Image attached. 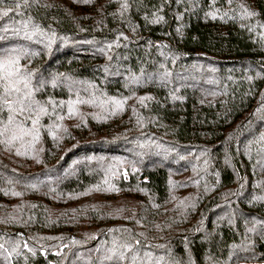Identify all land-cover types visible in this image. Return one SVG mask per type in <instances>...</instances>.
Wrapping results in <instances>:
<instances>
[{
	"label": "trees",
	"instance_id": "obj_1",
	"mask_svg": "<svg viewBox=\"0 0 264 264\" xmlns=\"http://www.w3.org/2000/svg\"><path fill=\"white\" fill-rule=\"evenodd\" d=\"M16 58L0 264H264V0H0Z\"/></svg>",
	"mask_w": 264,
	"mask_h": 264
},
{
	"label": "snow or ice",
	"instance_id": "obj_2",
	"mask_svg": "<svg viewBox=\"0 0 264 264\" xmlns=\"http://www.w3.org/2000/svg\"><path fill=\"white\" fill-rule=\"evenodd\" d=\"M232 0H228L231 4ZM27 0H25V6ZM15 7H21L16 3ZM11 9L4 10L3 15H7ZM247 15H254L245 9ZM23 83L24 91L19 87ZM0 88L3 89L0 94V106L7 108L8 125H15L14 129L5 128L0 130V135L6 131H12L11 140L22 139L25 135H30L36 131L35 125L39 122L42 114H47V108L32 99L31 91L28 90L29 84L26 78L22 79L19 71V59H8L0 61ZM71 111V108L69 109ZM18 117L30 120L33 125L32 129L25 127L24 119L17 122Z\"/></svg>",
	"mask_w": 264,
	"mask_h": 264
}]
</instances>
